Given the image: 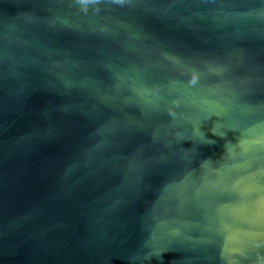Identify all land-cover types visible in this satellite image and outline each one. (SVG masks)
Instances as JSON below:
<instances>
[{"label": "water", "instance_id": "water-1", "mask_svg": "<svg viewBox=\"0 0 264 264\" xmlns=\"http://www.w3.org/2000/svg\"><path fill=\"white\" fill-rule=\"evenodd\" d=\"M0 264H264V0H0Z\"/></svg>", "mask_w": 264, "mask_h": 264}]
</instances>
